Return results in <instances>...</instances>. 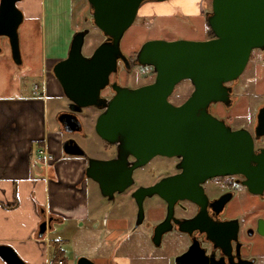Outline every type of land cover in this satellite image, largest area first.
<instances>
[{"label":"water","instance_id":"95a60500","mask_svg":"<svg viewBox=\"0 0 264 264\" xmlns=\"http://www.w3.org/2000/svg\"><path fill=\"white\" fill-rule=\"evenodd\" d=\"M17 1L0 0V37L7 38L15 64L21 62L17 27L23 17ZM147 1L164 0H87L90 21L105 40L86 55L82 46L88 29L74 31L66 56L52 65L51 73L69 100V111L103 108L94 131L115 144L117 153L111 159L89 157L72 140L62 142L63 153L85 158V177L94 181L107 199L132 184L133 170L155 155L179 158L177 167L182 172L174 177L180 179L174 187L175 196H185L189 184L196 186L206 178L233 173L244 176L243 183L251 192L262 193L264 147L255 148L254 140L264 135V101L256 113L254 136L245 128L231 129L207 106L230 102L231 88L225 83L239 77L253 49L264 48V0H211V9L205 12L211 37L145 41L135 60L152 67L154 80L136 88L114 85L116 94L103 99L100 90L116 69L117 60L125 56L120 40ZM184 79L193 87L190 95L177 105L167 101ZM71 112L60 113L58 119L66 131L79 130L81 123ZM154 190V186L138 187L132 192L137 205L134 226L143 220L142 199ZM51 221L49 217L39 224V236ZM259 230L264 234V226ZM0 257L7 264H25L9 245L0 244ZM76 264L95 263L80 256Z\"/></svg>","mask_w":264,"mask_h":264},{"label":"crops","instance_id":"0c3cea01","mask_svg":"<svg viewBox=\"0 0 264 264\" xmlns=\"http://www.w3.org/2000/svg\"><path fill=\"white\" fill-rule=\"evenodd\" d=\"M19 1L16 7L23 14L19 25L23 20L38 21L43 62L40 83H33L30 91L0 95V244L11 246L25 264H55L57 260H62V264H72L66 257L61 239L49 237L51 229L71 231V238L83 242L80 255L89 258V231L93 230L89 221L94 220L97 212H102L100 224L105 229L106 243L114 242L125 230L135 228V215L130 207L125 208L122 201L114 203L111 211L106 212L98 189L97 193L93 192L97 194L95 203H91L90 181L84 174L85 158L64 154L58 125L51 126L47 122L48 100L62 98L61 87L50 72L60 58L59 55L46 56L47 50L55 47L52 41L47 42V36L48 33H56L59 26H65L68 33L75 31L71 0ZM198 2L154 1L150 9L153 14L161 16L171 15L175 10L193 16L197 14L193 6ZM0 39V47L5 44L6 51L10 53L7 38L2 36ZM69 42L68 38L61 48L68 50ZM34 85L38 87L37 92H34ZM54 107L58 110L60 102H56ZM39 147L53 154L51 162L36 158ZM49 217H52L49 227L39 236V224ZM94 224L96 222L92 227ZM135 232L132 231L129 237ZM136 234L149 240L145 231ZM117 248L118 245L112 250L92 252L89 259L95 264H133L134 250ZM58 251L60 256L56 255ZM0 264L7 263L0 257Z\"/></svg>","mask_w":264,"mask_h":264},{"label":"flooded vegetation","instance_id":"af4514ba","mask_svg":"<svg viewBox=\"0 0 264 264\" xmlns=\"http://www.w3.org/2000/svg\"><path fill=\"white\" fill-rule=\"evenodd\" d=\"M200 3L201 0L195 4V9L197 14L205 19L207 10ZM151 11L153 12L152 9ZM85 28L88 29L86 36L89 34V28L83 27L82 29ZM101 35L102 42L105 37L102 33ZM136 51L133 55L124 54L123 58L117 60L116 69L109 74L107 84L100 90L101 98L111 99L116 94L114 85L136 88L154 80L155 72L152 67L139 65L135 60ZM263 51L264 48L253 49L248 62L256 53ZM136 66L149 68V78L143 73L142 80L138 82L135 75ZM239 77L225 83L231 88L230 102H211L207 106V110L213 116L223 120L230 127V120L223 112H227L236 101L237 96L234 94V88L239 82ZM184 80L188 81L190 85V90L184 95V98L179 102H174L171 98L173 88L167 96V101L177 105L190 95L193 87L189 80ZM62 99L60 108L55 113V120L62 135L61 144L70 140L78 144L74 135L83 134L86 119L89 120V123L93 120L92 129H94L95 120L103 108L87 106L82 107L79 111L71 112L68 108L69 100L63 93ZM85 108H87L86 111H84ZM62 112L75 114L81 123V128L76 131H66L58 119V115ZM254 127L255 120L251 128L245 129L254 136ZM231 129L238 128L231 127ZM263 136L254 140L255 148L264 147ZM103 150L105 155L100 159H111L117 153L116 145L104 140ZM128 158L132 159L131 156ZM153 159H156L157 162L151 166L149 163ZM178 162L179 158L175 156L155 155L151 157L145 164L133 170L132 184L119 192L124 193L134 202L136 206L134 221H136L137 205L131 195L132 192L138 187H155L150 196H145L142 199L143 220L141 224L135 226H143L147 232L155 249V255L153 254L155 263L264 264V234L259 230L264 226V189L260 194L251 192L243 183L244 176L233 173L206 178L196 186L189 184L185 190V196H175L174 187L177 185L176 183L180 182V179L174 177L182 172V169L177 167ZM146 165L148 167H145ZM142 167L144 171L140 175L134 176V171ZM89 181L92 180L89 179ZM115 194L110 199L103 198L112 201ZM163 194L169 198V201L163 198ZM152 237L156 240L152 241Z\"/></svg>","mask_w":264,"mask_h":264},{"label":"rangeland","instance_id":"374dc122","mask_svg":"<svg viewBox=\"0 0 264 264\" xmlns=\"http://www.w3.org/2000/svg\"><path fill=\"white\" fill-rule=\"evenodd\" d=\"M195 1V0H194ZM20 2V1H18ZM72 2V25L76 30L83 27L89 28V34L85 36L82 46V52L86 55L90 54L93 49L101 42L102 35L97 27L90 21L89 4L87 0H71ZM201 6L209 11L211 9V0H201ZM152 3H143L137 12V15L132 24L125 30L121 40L120 47L125 55H133L139 47L150 39H191L203 40L212 35L210 28L203 16L187 15L182 11L175 10L173 14L161 16L153 14L151 11ZM193 8H195L193 6ZM144 12H148L145 14ZM197 13V10L194 9ZM73 31L67 32L65 26H59L56 33H48L47 42L52 41V49L47 50L46 56L59 55V58L66 56L67 49L61 48L62 43L72 37ZM42 37L39 31L38 21H24L18 27V41L21 55V64H14L11 60L10 53L6 51L5 44L0 50V95H9L13 93L26 94L32 89L33 83H40V70L43 62L41 54ZM1 40V39H0ZM137 80L141 81L143 73L149 78V68L136 66ZM51 72V71H50ZM238 84L234 88V94L237 96L236 101L227 112L223 114L228 117L232 128H251L258 108L264 101V51L256 53L251 57L242 71ZM190 90L188 81L182 80L174 87L171 98L174 102H179L184 98V95ZM62 98H50L47 106V122L51 126L57 127L55 120V104L62 102ZM87 108L84 109L86 111ZM94 119V117H93ZM93 120L89 123L86 119L83 134H75L78 144L83 148L87 156L93 158H102L105 155L103 150V139H101L94 131ZM264 144V136H263ZM156 159H153L149 164L154 166ZM150 166V165H149ZM145 167H148L146 165ZM144 171L143 167L134 171L135 175H140ZM90 200L95 203L98 187L94 181L89 182ZM94 192V193H93ZM99 192V190H98ZM101 195V194H100ZM101 201L106 212H110L112 205L118 201H122L125 208L130 207L133 213L136 212L134 202L124 193H116L112 201L104 199L101 195ZM146 208V205H145ZM102 212H97L93 217L94 220L89 221V227L93 230L89 231V258L92 252L106 251L111 248L119 250L132 248L134 253L133 264H156L154 246L148 238L141 239L136 233L145 231L143 226L127 229L114 242H105V229L100 224ZM96 225L92 227V224ZM58 226V225H56ZM129 237L132 231H135ZM63 231V230H62ZM71 231H63L59 229H51L49 237L53 239H61V245L65 249L66 257L71 260L72 264L76 263L82 250L83 242L78 238H71ZM73 232V231H72ZM146 232V231H145ZM147 233V232H146ZM65 239V240H64ZM111 249V250H112ZM131 253V252H126ZM150 253V254H149ZM154 254V255H153Z\"/></svg>","mask_w":264,"mask_h":264},{"label":"built area","instance_id":"2783aa9c","mask_svg":"<svg viewBox=\"0 0 264 264\" xmlns=\"http://www.w3.org/2000/svg\"><path fill=\"white\" fill-rule=\"evenodd\" d=\"M37 85H34V92H37ZM36 158L45 162H51L53 160V154L43 147H39L36 150ZM62 260H57L55 264H62Z\"/></svg>","mask_w":264,"mask_h":264},{"label":"trees","instance_id":"16d2710c","mask_svg":"<svg viewBox=\"0 0 264 264\" xmlns=\"http://www.w3.org/2000/svg\"><path fill=\"white\" fill-rule=\"evenodd\" d=\"M210 32H211V31H210ZM211 33H212V32H211ZM38 146H40V145H38ZM60 254H61V252L58 251L56 255H57V256H60Z\"/></svg>","mask_w":264,"mask_h":264}]
</instances>
